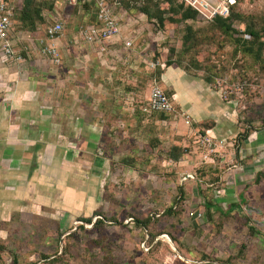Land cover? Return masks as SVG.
Wrapping results in <instances>:
<instances>
[{
	"label": "rangeland",
	"instance_id": "obj_1",
	"mask_svg": "<svg viewBox=\"0 0 264 264\" xmlns=\"http://www.w3.org/2000/svg\"><path fill=\"white\" fill-rule=\"evenodd\" d=\"M53 1V13L65 18L63 31L72 30L73 24L78 28L93 23V11ZM119 3L138 28L132 47L148 43L140 57L154 54L163 61L170 59L190 76L208 78V86L232 108L240 130L206 155L197 132L185 124L173 100L171 114L140 113L155 78V71L143 70L135 91L139 112L120 108V116L136 118L137 127L126 128L132 135L105 141L99 156L103 167L88 172L93 179L83 187L87 202L79 211L42 207L0 222V264H198L203 259L264 264V180L252 181L257 165L247 166L251 171L236 166L246 157L249 163H258L253 159L261 152L248 148L241 135L264 128V52L255 59L237 45L235 34L222 33L213 21H181L169 11L162 14L163 33L151 46L150 24L140 14L141 7L153 13L156 7L165 10L171 1ZM231 11L237 15L231 27L238 34L245 26L264 29V0H235ZM19 31L15 27L17 37ZM248 118V124H241ZM173 145L183 152L177 161L166 156ZM263 155L264 151L258 164L262 171Z\"/></svg>",
	"mask_w": 264,
	"mask_h": 264
},
{
	"label": "crops",
	"instance_id": "obj_2",
	"mask_svg": "<svg viewBox=\"0 0 264 264\" xmlns=\"http://www.w3.org/2000/svg\"><path fill=\"white\" fill-rule=\"evenodd\" d=\"M54 13L64 27L65 18ZM124 24L118 35L106 41L103 51L83 42L81 26L73 24L72 30H64L54 40L58 63L40 53L45 27L19 31L18 37L14 33V49L21 60L0 58V222L15 213L39 212L42 207L45 211L57 206L80 210L88 198L83 187L93 179L89 180L88 172L103 167L99 156L104 154L105 141L132 135L126 128L137 127L136 118L120 116V108L135 115L140 111L134 103L143 70L153 72L159 66L158 83L170 91L190 130L199 127L218 138L238 134L232 108L206 82L177 67L164 66L161 58H141L146 42L125 47V39L130 38L133 45L136 38L131 35L133 19L125 16ZM149 60L157 62L155 67L147 65ZM245 140L248 148L261 150L253 159L258 163H249L247 157L244 163L241 157L236 166L246 170L250 164L257 165L252 181L260 184L264 180L263 168L258 167L264 128L248 132Z\"/></svg>",
	"mask_w": 264,
	"mask_h": 264
},
{
	"label": "built area",
	"instance_id": "obj_3",
	"mask_svg": "<svg viewBox=\"0 0 264 264\" xmlns=\"http://www.w3.org/2000/svg\"><path fill=\"white\" fill-rule=\"evenodd\" d=\"M20 0H0V58L4 61L19 62L21 55L14 49L13 37L15 28L12 20ZM184 5L192 8L204 20H211L213 17H226L229 7L234 4L235 0H180ZM74 4L80 6L82 4L90 5L93 11V23L87 26H81L79 33L83 42L89 45H97L99 50L103 51L106 41L116 36L121 31V25L118 23L116 16L112 13L110 4L107 0H67L66 5L71 7ZM63 24L61 19L54 17L49 20L44 32V38L39 40L41 45L40 53L46 55L51 62H59V52L54 44V40L63 32ZM125 47L132 48V41L127 38L123 42ZM156 61H148L150 68L155 67ZM264 89V84L262 86ZM144 115L150 113H173L175 112L172 98L167 97L163 89L152 81L148 96L144 103L139 107ZM183 114V113H182ZM184 115V114H183ZM186 124L189 123L184 115ZM197 142L205 148L206 155L214 152L216 147L225 144L224 138L214 137L206 131L202 135H198ZM217 264V263H214Z\"/></svg>",
	"mask_w": 264,
	"mask_h": 264
},
{
	"label": "trees",
	"instance_id": "obj_4",
	"mask_svg": "<svg viewBox=\"0 0 264 264\" xmlns=\"http://www.w3.org/2000/svg\"><path fill=\"white\" fill-rule=\"evenodd\" d=\"M67 3V0H63ZM110 4V8L112 13L116 16L118 23L120 25L124 24V17L126 15H129L126 9L121 7V4L119 3V0H107ZM171 1L166 7V9H162L159 7H156L154 9L153 13H150L146 7H141L142 13H140L142 16H146V22L150 24L151 31L148 33L150 35H147L150 41V45L153 46V40L157 39V36L159 34L162 35V14L166 11H169L172 15L174 14L178 20L185 21V20H192L195 19L196 21L201 22H209L213 21L217 28L225 34H228L229 36L231 34H235V37L233 38L237 45H240L239 47L243 50L245 54L253 55L255 59H259L263 52H264V29L262 31L258 32L249 26H245L240 33L238 34L236 29L231 27V20L237 16L231 11V6L229 7L228 15L226 17H213L211 20H204L200 17V15L195 12L192 8L184 5L180 0H168ZM77 6L74 4L71 7ZM86 10H91L92 8L90 5L82 4L80 5ZM54 11V1L53 0H20L19 5L16 9L15 15L12 20V25L15 28H18L20 31H34L39 26V29H43V27H46L47 23L44 21L45 16H47L49 19L53 16ZM135 23V20H133ZM46 23V24H45ZM136 26V25H135ZM134 26V27H135ZM45 32V29H44ZM138 34V28L135 27V29L132 32V36L136 38ZM151 36V37H150ZM152 59L157 58L154 54L151 56ZM170 59H166L163 61L164 66H173L179 68L178 64L169 61ZM155 71V78H153L151 81L158 82V76L160 72L159 66L154 69ZM151 77V76H150ZM204 82H209L208 78L202 79ZM163 92L166 94L167 97H171V93H166L164 90ZM157 114V115H165L167 113H150L149 115ZM170 114V113H168ZM249 118L247 121H242L241 124L245 125L249 123ZM248 126V125H247ZM197 135H202L205 130L202 128L197 127ZM248 134V131H244L242 133V138H245ZM183 152H177V147L175 145L171 146L169 150L167 151V158L171 161H177L182 156ZM204 200V199H203ZM209 202L204 203L206 207H209ZM233 206V205H231ZM80 220L89 223L90 218L89 217H82ZM93 222L92 224H94ZM251 229V228H250ZM231 264V262L227 261H216L211 259H203L198 262V264Z\"/></svg>",
	"mask_w": 264,
	"mask_h": 264
}]
</instances>
